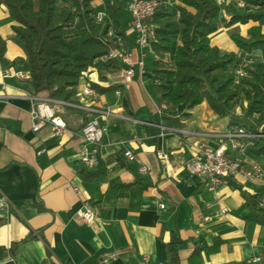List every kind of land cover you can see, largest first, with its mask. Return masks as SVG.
Segmentation results:
<instances>
[{"label": "crops", "instance_id": "0c3cea01", "mask_svg": "<svg viewBox=\"0 0 264 264\" xmlns=\"http://www.w3.org/2000/svg\"><path fill=\"white\" fill-rule=\"evenodd\" d=\"M129 2H125L128 32L118 15L122 7L117 17L125 36L124 52L133 62L132 81L121 84L125 65L104 81L90 76L92 84L116 88L100 92L92 86L96 98L76 95L75 102L58 106L66 124L61 135H54L49 124L31 130L32 101L26 95L35 94L28 79L9 78L0 88L5 96L0 100V190L11 204L7 211L0 209V264H172L168 247L172 235L181 239L178 264H264V225L250 217L252 209L242 195L245 191L256 196L264 209L259 205L263 186L236 176L209 190L186 168L201 142L212 147L226 142L229 117L217 115L206 101L192 108L180 104L169 114L162 110L152 83L155 55L137 45ZM93 6L103 9L101 0L93 1ZM15 24L0 5V37L5 41L0 71H27L24 48L13 37ZM252 25L232 27L246 36ZM218 26L211 44L222 52H237L228 28ZM222 29H227V36ZM84 85L80 81L77 91ZM234 113L241 115L239 108ZM165 116L178 123L168 124ZM91 117H97L105 131L99 164L88 168L77 154L89 148L81 128ZM125 150L135 159L129 160ZM246 157L264 168V156L247 150ZM141 166L147 168L144 173ZM81 170L99 174L84 180ZM84 201L95 212L90 223L78 215Z\"/></svg>", "mask_w": 264, "mask_h": 264}, {"label": "trees", "instance_id": "16d2710c", "mask_svg": "<svg viewBox=\"0 0 264 264\" xmlns=\"http://www.w3.org/2000/svg\"><path fill=\"white\" fill-rule=\"evenodd\" d=\"M93 1L0 0L8 18L16 23L12 28L13 37L26 53L28 80L35 95L72 103L88 67L96 68L100 80L123 68L117 58L98 60L116 47L113 42L103 40L106 28H113L125 42L117 17L121 8L119 0H101L106 16L102 24L96 22ZM161 1L147 21L154 25L150 48L155 59L151 73L153 87L165 105L162 110L169 114L180 104L192 108L206 101L217 115L228 116L231 125L253 132L263 130L264 0H243L246 6L241 12L232 10L224 23L238 52H222L211 44L210 36L218 30L221 10L216 0H180L173 9ZM249 22L255 25L247 29L246 36L232 27ZM175 41L178 42L174 46ZM4 50L5 41L0 37V56ZM256 50L261 51V59L248 63L244 67L247 74L235 85V67ZM92 86L100 92L116 88H103L94 83ZM243 102H246L245 108ZM237 107L242 108L244 115L234 113ZM164 118L170 125L178 123L176 118ZM243 118L251 122L245 124ZM248 151L264 156V137L256 138ZM98 174L79 172L84 180ZM242 195L252 209L250 217L264 225V209L258 206L257 197L245 191ZM180 244L178 236L172 235L168 241L172 264H178ZM215 249V246L211 248Z\"/></svg>", "mask_w": 264, "mask_h": 264}, {"label": "built area", "instance_id": "2783aa9c", "mask_svg": "<svg viewBox=\"0 0 264 264\" xmlns=\"http://www.w3.org/2000/svg\"><path fill=\"white\" fill-rule=\"evenodd\" d=\"M220 6L232 5L237 8H244L246 3L243 0H216ZM162 1L161 0H130L128 10L131 16V27L137 33L136 42L139 48H149L150 41L154 39V25L147 19L154 13ZM178 14V13H177ZM105 17L104 14L96 15V22L99 23ZM110 34V33H108ZM120 41V40H119ZM121 48H116L109 52L110 57L117 58L125 68L121 76V84H129L134 75L132 67L133 62L129 55L124 52V44L119 42ZM252 62L245 58L237 64L234 69V84L237 85L239 79L247 74L244 67ZM28 79V71L22 69H7L0 71V88L6 87V79ZM116 93H120L116 90ZM76 95L87 96L92 99L97 97L96 90L90 82H86L81 90H78ZM5 96L0 94V100ZM32 101L29 115L31 118V130L36 132L43 125H51L54 135H61L65 130L66 124L64 119L59 115L57 107L69 105L70 103L63 100H55L37 95H26ZM165 105L162 106L164 108ZM86 111L100 112L89 107H83ZM103 113V112H101ZM105 115L109 112H104ZM105 131L104 125L97 117L89 118L81 128V134L85 144L89 148H84L78 152V157L83 165L88 168L96 167L99 164L98 151L99 146ZM226 142L221 143L217 147H212L205 142H201L196 146V151L189 162L186 164L187 170L204 181L207 189L214 190L222 184L225 178L240 177L244 181H251L263 186L264 189V168L256 162H248L246 152L249 146L254 144V140L259 137H264V129L255 132L248 131L242 126L230 125L227 131L223 134ZM124 155L129 160H134L135 156L130 150H125ZM147 170L145 166L140 167V172L144 173ZM74 190L79 193L80 189L74 186ZM264 204V191L259 200V205ZM11 207L9 201L3 196L0 190V209L7 211ZM163 208L164 204H160ZM226 212V208L221 209ZM78 215L81 221L90 223L95 217L93 208L87 201H84L83 208L79 210ZM110 258H115L114 254L109 255ZM256 261L259 258L255 259Z\"/></svg>", "mask_w": 264, "mask_h": 264}, {"label": "rangeland", "instance_id": "374dc122", "mask_svg": "<svg viewBox=\"0 0 264 264\" xmlns=\"http://www.w3.org/2000/svg\"><path fill=\"white\" fill-rule=\"evenodd\" d=\"M174 1H175V0H168V4H169V6H170L172 9H173L174 6L176 5V3H175ZM179 1H180V0H179ZM125 2H126V0H123V2L121 3V5H122V6H121V7H122V11H120L118 15H119V17L122 18V21L124 22V24L121 25L122 28L124 29L125 32H128V29H129V28L126 27V26H128V25H127V22H126V21H127V18H126V16H127V12H126V9H125ZM220 7H221V10H220V12H219V16H218V18H217V19L220 21V22L218 23L220 26H223L224 23L227 21V19H225V15H228V16H229V14H230V12H231L232 10L237 11V12H241V9H242V8L234 7V6H232V5H222V6H220ZM95 12H96V15H100V14H104V15H105V13H104V6H103V9H102V7H100L99 9H98V8L95 9ZM105 17H106V16H105ZM105 17L103 18L102 21L99 22V24H102L103 21H105ZM242 29L245 30L246 27L243 26ZM222 30H223L222 32H224V36H227V35H226L227 33L225 34V32H227V29H226V30L222 29ZM262 30L264 31V26L262 27ZM108 33H110V34H108ZM129 38L131 39V37H129ZM103 40H104L105 42H107V43H109V42H113V44L116 45V47H115L114 49H112L111 51H114L116 48H121L119 42H120V41L123 42V38H122V36L119 35V34H116L115 31H114V29L111 28V27H110V28H106V33H105V36L103 37ZM119 40H120V41H119ZM123 44H124V42H123ZM111 51H110V52H111ZM237 52H238V50H237ZM108 57H110V56H109V53H108L107 56L100 57L98 60H103V59H106V58H108ZM113 58H114V57H113ZM152 59H153V58H152V54H148L147 61L151 62ZM260 59H261V51H259V50H256V51H254L253 53H251V54H249V55H247V56L245 57V60H251V61H257V60H260ZM26 68H27V67H26ZM111 74H113V73H111ZM92 75L96 76V78H97L98 81H104V80H100V79H99V77H98V73H97V70H96V68H95L94 66H90V67H88L87 70L83 72V75H82V78H81L80 81L84 80L85 83H86V82H90V83H91V81H90V76H92ZM109 75H110V74H107V78H108ZM91 84H92V83H91ZM243 106H244V108H245V106H246V102H243ZM237 108H239L240 111H241V114L244 115V113L242 112V108H241V107H237ZM241 120H242L243 123H245V124H249V123L251 122L249 118H243V119H241Z\"/></svg>", "mask_w": 264, "mask_h": 264}]
</instances>
